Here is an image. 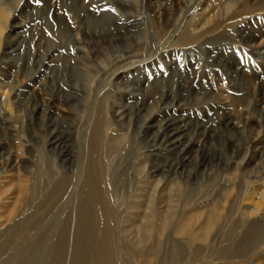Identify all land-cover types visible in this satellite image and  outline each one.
<instances>
[{"label": "rangeland", "instance_id": "374dc122", "mask_svg": "<svg viewBox=\"0 0 264 264\" xmlns=\"http://www.w3.org/2000/svg\"><path fill=\"white\" fill-rule=\"evenodd\" d=\"M4 2L0 264H264V0Z\"/></svg>", "mask_w": 264, "mask_h": 264}, {"label": "bare ground", "instance_id": "6f19581e", "mask_svg": "<svg viewBox=\"0 0 264 264\" xmlns=\"http://www.w3.org/2000/svg\"><path fill=\"white\" fill-rule=\"evenodd\" d=\"M11 3V2H10ZM19 4V3H18ZM14 10V9H13ZM23 12V11H22ZM18 15V14H17ZM16 16V15H14ZM12 17L11 6H7L4 0H0V60L6 57V51L13 43V35L17 31V24ZM17 17V16H16ZM20 17V16H19ZM12 19V20H11ZM20 19V18H19ZM20 25V24H19ZM21 29V28H20ZM16 36V35H15ZM1 88V87H0ZM5 92V91H4ZM4 92H2L4 94ZM1 93V92H0ZM5 95V94H4ZM7 96V95H6ZM6 99V98H5ZM9 100V99H8ZM7 103V102H6ZM209 225V224H208ZM207 227V226H206ZM205 227V228H206ZM186 226L183 227V229ZM209 228V226L207 227ZM206 228V229H207ZM208 231V230H207ZM204 232V231H203ZM206 232V230H205ZM204 234V233H203ZM203 234H201L203 236ZM200 235V236H201ZM206 235V234H205ZM201 236V237H202ZM203 238V237H202Z\"/></svg>", "mask_w": 264, "mask_h": 264}]
</instances>
